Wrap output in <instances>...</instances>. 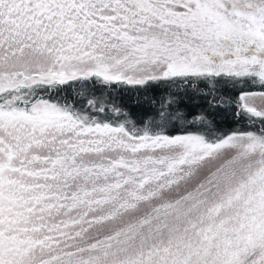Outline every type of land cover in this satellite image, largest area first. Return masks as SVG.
<instances>
[{
	"label": "snow or ice",
	"instance_id": "1",
	"mask_svg": "<svg viewBox=\"0 0 264 264\" xmlns=\"http://www.w3.org/2000/svg\"><path fill=\"white\" fill-rule=\"evenodd\" d=\"M0 264H264V0H0Z\"/></svg>",
	"mask_w": 264,
	"mask_h": 264
},
{
	"label": "trees",
	"instance_id": "2",
	"mask_svg": "<svg viewBox=\"0 0 264 264\" xmlns=\"http://www.w3.org/2000/svg\"><path fill=\"white\" fill-rule=\"evenodd\" d=\"M123 103L127 105L129 108H134L135 107V98L130 97L129 95H124L123 96Z\"/></svg>",
	"mask_w": 264,
	"mask_h": 264
}]
</instances>
